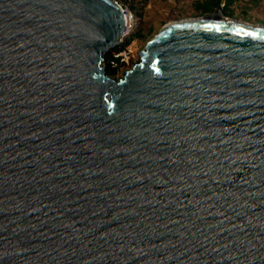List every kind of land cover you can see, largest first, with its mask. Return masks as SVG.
<instances>
[{"label": "water", "instance_id": "1", "mask_svg": "<svg viewBox=\"0 0 264 264\" xmlns=\"http://www.w3.org/2000/svg\"><path fill=\"white\" fill-rule=\"evenodd\" d=\"M124 29L0 0V264H264V24L167 22L114 78Z\"/></svg>", "mask_w": 264, "mask_h": 264}, {"label": "rangeland", "instance_id": "2", "mask_svg": "<svg viewBox=\"0 0 264 264\" xmlns=\"http://www.w3.org/2000/svg\"><path fill=\"white\" fill-rule=\"evenodd\" d=\"M117 3L120 4L119 2ZM122 7L124 10H128L126 7ZM215 7L212 8L208 0H147L143 8L140 23L143 28H151V33L143 39H131L123 48L126 62L116 67L113 77L119 78L122 76L124 71L138 60V53L143 49L146 41L155 35L164 24L183 17H196L212 13ZM218 12L222 13L225 17L264 24V0L256 7H252L250 2L243 0H229L226 5L220 4ZM133 26L134 19L132 17L131 28L123 32L119 43L123 37L131 32Z\"/></svg>", "mask_w": 264, "mask_h": 264}, {"label": "trees", "instance_id": "3", "mask_svg": "<svg viewBox=\"0 0 264 264\" xmlns=\"http://www.w3.org/2000/svg\"><path fill=\"white\" fill-rule=\"evenodd\" d=\"M119 2L122 6L126 7L130 12L134 19V26L131 32L123 37L122 41L112 47L108 50V60L112 57V52L118 51L123 49L131 39L137 38V39H143L147 37L151 33V28H143L140 20L142 18V12L143 8L146 5L147 0H116ZM211 7L220 6V4L226 5L229 0H208ZM246 2H250L252 4V7H256L259 5V3L263 0H243ZM116 68L112 67L109 64V75L114 76L115 75Z\"/></svg>", "mask_w": 264, "mask_h": 264}, {"label": "built area", "instance_id": "4", "mask_svg": "<svg viewBox=\"0 0 264 264\" xmlns=\"http://www.w3.org/2000/svg\"><path fill=\"white\" fill-rule=\"evenodd\" d=\"M124 17H125V29L124 31H128L131 28V13L128 10H124ZM123 35V34H122ZM124 62H126L125 59V52L123 49L112 52V57L109 59V64L112 67H118L121 66Z\"/></svg>", "mask_w": 264, "mask_h": 264}, {"label": "bare ground", "instance_id": "5", "mask_svg": "<svg viewBox=\"0 0 264 264\" xmlns=\"http://www.w3.org/2000/svg\"><path fill=\"white\" fill-rule=\"evenodd\" d=\"M218 15V14H217Z\"/></svg>", "mask_w": 264, "mask_h": 264}]
</instances>
